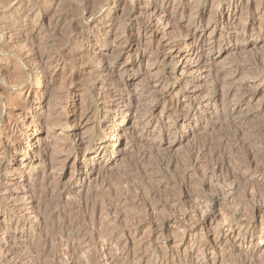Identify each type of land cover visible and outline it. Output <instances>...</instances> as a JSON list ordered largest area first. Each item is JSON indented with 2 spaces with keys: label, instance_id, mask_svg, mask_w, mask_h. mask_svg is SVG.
Instances as JSON below:
<instances>
[{
  "label": "rangeland",
  "instance_id": "1",
  "mask_svg": "<svg viewBox=\"0 0 264 264\" xmlns=\"http://www.w3.org/2000/svg\"><path fill=\"white\" fill-rule=\"evenodd\" d=\"M261 170L264 0H0V264H264Z\"/></svg>",
  "mask_w": 264,
  "mask_h": 264
},
{
  "label": "bare ground",
  "instance_id": "2",
  "mask_svg": "<svg viewBox=\"0 0 264 264\" xmlns=\"http://www.w3.org/2000/svg\"><path fill=\"white\" fill-rule=\"evenodd\" d=\"M21 1V0H20ZM236 3V4H235ZM234 4H232V3H229L230 4V6H229V8L231 7H233V9H235L236 10V7H237V5H238V1L237 2H235ZM161 8L160 7H156V9L154 10V13H156V12H158V13H161V10H160ZM86 10V9H85ZM234 10V11H235ZM233 11V10H232ZM218 14V13H217ZM218 15H220V14H218ZM214 17V16H213ZM229 19V15H227V20ZM201 45H202V36H189L188 37V39H187V41L185 42V46H187L188 47V49L191 51V56L190 57H187V56H185L184 55V53H183V51L181 50V48L180 49H177V50H175V51H173V52H171V59L172 58H174V59H176V58H178V63H179V69H180V71L182 70V72L184 71V70H186V68H187V66L189 67V63H191L192 64V62H195V64L197 65V64H199V59H200V51H201ZM184 47V46H183ZM37 55V61L39 62V63H46L47 61L49 62V59H50V57H49V55H46V54H36ZM48 74V73H47ZM118 85H119V83H118ZM117 86V85H116ZM119 87H120V85H119ZM118 87V88H119ZM122 89V88H121ZM119 90H120V88H119ZM214 96L213 97H210L209 99H207V100H205V101H203V106H209V105H214L215 104V100H214ZM112 106H114V108H115V106L117 107V105H112ZM111 109H113V108H110V107H108V108H105V110H107V112H110L111 111ZM117 111H119V112H122V110H120V109H117ZM203 111H205V110H203ZM126 112V111H125ZM200 114H201V112H199ZM198 112H197V115H200ZM122 114V113H121ZM117 119L115 118L114 119V121H116ZM124 120V119H123ZM190 121V120H189ZM106 122H110V120L108 121V120H106L104 123L106 124ZM122 123L123 122H119L118 124L120 125L117 129H114V128H110V130H108V132H107V135H106V137H108V138H112L113 136H114V138H115V144H117V145H119L120 144V147H121V145H122V142L123 141H125V137H124V135L121 133L122 132V130L121 131H119V129H120V127H123L122 126ZM175 124V123H174ZM102 125H103V123H102ZM102 125H100V127H99V129H101V131L103 130V126ZM188 125H189V123H188ZM171 127V126H170ZM189 128H190V125H189ZM11 129V128H10ZM190 130V129H189ZM106 131V130H105ZM27 137V136H26ZM25 137V138H26ZM110 144V143H109ZM114 145V144H113ZM116 145V146H117ZM108 148V146H106V144H105V146H103V148ZM38 152V151H37ZM106 152V151H105ZM112 153V152H111ZM117 153H119L120 155H122V154H124V149L123 148H118L117 147ZM38 155V154H37ZM101 154H98V156H95L94 157V160L95 161H101L102 159H105V158H109L110 157V154H109V156L107 155V156H104L103 154L100 156ZM116 158V157H115ZM108 161V160H107ZM256 165V164H255ZM248 168H249V165H248ZM262 172H259V178H257V179H259V180H261V181H264V172H263V170H261ZM35 174V173H34ZM38 174V173H37ZM33 175V174H32ZM34 177V176H33ZM231 185V184H230ZM233 185V184H232ZM256 210H264V206H262V205H258V206H256V208H255ZM260 212V211H259ZM258 212V213H259ZM263 212V211H262ZM263 223V222H262ZM247 231V230H246ZM261 231V230H260ZM243 233V232H242ZM248 233V232H247ZM245 235V234H244ZM258 235V234H257ZM250 237H253L254 235L253 234H251L250 233V235H249ZM258 239H259V241L261 242V243H263V245H264V234H262V232L258 235ZM249 244V243H248ZM255 251V249H252L251 250V254L253 253ZM247 255V254H246ZM249 255V254H248ZM203 263V262H202ZM212 263V262H211Z\"/></svg>",
  "mask_w": 264,
  "mask_h": 264
}]
</instances>
